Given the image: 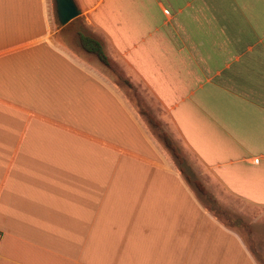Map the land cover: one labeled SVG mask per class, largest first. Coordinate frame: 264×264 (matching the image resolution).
<instances>
[{
  "label": "crops",
  "instance_id": "0c3cea01",
  "mask_svg": "<svg viewBox=\"0 0 264 264\" xmlns=\"http://www.w3.org/2000/svg\"><path fill=\"white\" fill-rule=\"evenodd\" d=\"M75 2L77 37L52 0H0V264H264V0ZM80 32L259 211L256 252L206 208Z\"/></svg>",
  "mask_w": 264,
  "mask_h": 264
},
{
  "label": "rangeland",
  "instance_id": "374dc122",
  "mask_svg": "<svg viewBox=\"0 0 264 264\" xmlns=\"http://www.w3.org/2000/svg\"><path fill=\"white\" fill-rule=\"evenodd\" d=\"M52 4L55 15L56 9L54 0H52ZM74 21L75 22H71L70 24L71 26L69 28V32L75 34V37H77L78 31L85 32L86 30L84 29L82 21ZM72 23H74L75 25L73 26V28ZM106 70L113 82L119 88H121L122 92L125 94L128 100H130V102L134 105V107L146 123L148 129L150 130L154 138L160 143V145L164 147V144L157 137L156 130L152 129L145 119V112L149 113L153 117V119L160 125L161 131L166 133L172 139L183 161L181 167H183L187 174L193 179H198L206 188L207 195L211 197L212 200H214L211 202L208 199V196L201 193L196 186L190 184L194 188L198 196L202 199V201H204L206 208H208L213 214L218 216L226 225L230 226V228L238 232V234L242 236V238L247 242L250 248L255 251V249L251 245L250 237L247 236V233L252 232L251 221L255 214L259 215V211L254 212L252 209L245 207L242 203L230 198L213 181L208 172L200 165V163H198L194 156L185 148L178 137L173 133L171 127L161 120L160 110L150 102V98L142 90L138 89L131 83V81L124 75L118 65L113 63V67L111 69L106 67ZM164 149L168 152L165 147ZM168 154L173 160L174 164L180 169L179 165L175 162L172 155L169 152ZM259 234L260 233H258V235Z\"/></svg>",
  "mask_w": 264,
  "mask_h": 264
},
{
  "label": "trees",
  "instance_id": "16d2710c",
  "mask_svg": "<svg viewBox=\"0 0 264 264\" xmlns=\"http://www.w3.org/2000/svg\"><path fill=\"white\" fill-rule=\"evenodd\" d=\"M78 38L80 41V45L84 51L96 57L105 67L109 69L113 67V63L107 56L103 44L97 38H95L92 35L81 33V32L78 34ZM144 116L149 126L152 129L156 130L158 139L164 144V147L168 150V152L172 155L175 162L179 165L180 170L183 176L186 178V180L193 186H196L200 190L201 193L208 196L204 185L198 179H193L191 176H189L187 172L185 171V169L181 167V165L183 164V161L172 139L166 133L161 131L160 125L153 119V117L149 113L145 112ZM208 199L211 202L214 201L209 196H208Z\"/></svg>",
  "mask_w": 264,
  "mask_h": 264
},
{
  "label": "water",
  "instance_id": "95a60500",
  "mask_svg": "<svg viewBox=\"0 0 264 264\" xmlns=\"http://www.w3.org/2000/svg\"><path fill=\"white\" fill-rule=\"evenodd\" d=\"M56 15L61 26H66L81 15L75 0H54Z\"/></svg>",
  "mask_w": 264,
  "mask_h": 264
}]
</instances>
